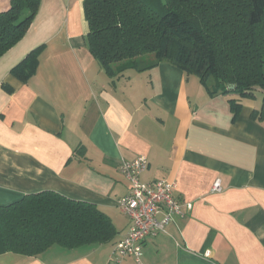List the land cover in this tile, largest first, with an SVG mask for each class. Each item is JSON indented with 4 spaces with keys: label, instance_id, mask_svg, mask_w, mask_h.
Here are the masks:
<instances>
[{
    "label": "crops",
    "instance_id": "crops-1",
    "mask_svg": "<svg viewBox=\"0 0 264 264\" xmlns=\"http://www.w3.org/2000/svg\"><path fill=\"white\" fill-rule=\"evenodd\" d=\"M84 2L40 0L27 33L0 57V206L54 190L97 205L118 235L36 256L0 253V264H113L131 223L120 206L130 188L120 165L139 155L149 161L142 182L176 183L174 196L193 204L144 240V264H264L261 90L212 93L169 62L110 76L86 44ZM10 5L0 0V11ZM40 47L32 75L12 73ZM232 98L242 104L236 116Z\"/></svg>",
    "mask_w": 264,
    "mask_h": 264
},
{
    "label": "trees",
    "instance_id": "trees-1",
    "mask_svg": "<svg viewBox=\"0 0 264 264\" xmlns=\"http://www.w3.org/2000/svg\"><path fill=\"white\" fill-rule=\"evenodd\" d=\"M39 4L11 0L0 11V57L27 33ZM84 8L86 44L110 76L169 62L199 76L212 93H264V0H85ZM40 50L12 73L32 75ZM146 54L153 55L149 63H138ZM230 103L238 115L242 104ZM255 115L264 118V103ZM113 223L94 203L40 190L0 206V253L36 256L54 245L110 243L118 235Z\"/></svg>",
    "mask_w": 264,
    "mask_h": 264
},
{
    "label": "built area",
    "instance_id": "built-area-1",
    "mask_svg": "<svg viewBox=\"0 0 264 264\" xmlns=\"http://www.w3.org/2000/svg\"><path fill=\"white\" fill-rule=\"evenodd\" d=\"M148 166L149 161L145 155L123 160L120 165L121 172L130 182L128 193L120 199V206L131 223L126 235L115 243L111 258L113 264L127 256H132L138 264H144V240L150 235L165 232L170 223L193 207L192 202L182 203L174 196L176 183L164 179L142 182L140 176ZM213 190H222L219 178L214 182Z\"/></svg>",
    "mask_w": 264,
    "mask_h": 264
},
{
    "label": "rangeland",
    "instance_id": "rangeland-1",
    "mask_svg": "<svg viewBox=\"0 0 264 264\" xmlns=\"http://www.w3.org/2000/svg\"><path fill=\"white\" fill-rule=\"evenodd\" d=\"M153 58V55H151V54H146V55H143V56H140V57H138V63H140V64H147V63H149V61L151 60ZM132 72H135V71H133V70H129V71H127L126 73H124V74H129V73H132ZM123 74V75H124ZM209 81H211L212 79H213V77H209ZM257 95H258V97H260V98H264V93L263 92H261V91H257Z\"/></svg>",
    "mask_w": 264,
    "mask_h": 264
}]
</instances>
